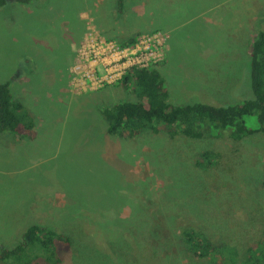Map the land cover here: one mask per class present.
Segmentation results:
<instances>
[{"label": "rangeland", "instance_id": "obj_1", "mask_svg": "<svg viewBox=\"0 0 264 264\" xmlns=\"http://www.w3.org/2000/svg\"><path fill=\"white\" fill-rule=\"evenodd\" d=\"M45 1L54 4L50 13L15 4L0 8V83H11L36 122L33 140L0 133V247L16 245L29 226L39 224L71 238L61 264H210L186 250L185 228L230 242L242 255L263 240L264 134L241 141L150 132L131 139L108 135L101 109L135 96L114 85L82 95L70 87L76 56L69 36L80 37L76 19L94 11L98 0ZM139 1L141 15L127 17L140 30L165 31V25L178 24V40L196 42L201 35L210 41L206 20L216 30L222 16L223 28H230L218 45L212 32L209 53L188 46L189 53H183L173 43L164 68L178 71L164 73L170 103L226 106L253 96L251 53L258 30H264V0ZM90 18L83 37L93 27ZM67 20L73 34L63 26ZM203 61L209 66L194 76L191 65ZM255 124L248 119L249 126ZM206 151L216 152L218 161L196 166Z\"/></svg>", "mask_w": 264, "mask_h": 264}, {"label": "trees", "instance_id": "obj_2", "mask_svg": "<svg viewBox=\"0 0 264 264\" xmlns=\"http://www.w3.org/2000/svg\"><path fill=\"white\" fill-rule=\"evenodd\" d=\"M124 3L125 0H118L120 11ZM9 4L43 8L42 11L47 8L48 13L54 5L45 0H0V8ZM37 12L33 10L34 15ZM41 21L49 25L45 19ZM73 33L70 23L68 34ZM140 36L136 35L120 44H133ZM69 39L78 45L80 37L74 35ZM160 65L132 68L114 85L132 93L135 100L114 103L101 109L108 135L131 139L143 132H150L154 135L166 134L171 138L184 136L198 140L212 136L241 141L247 136L264 134V30H258L252 45L250 77L253 96L237 104L215 106L198 100L185 105L170 103L167 81L159 69ZM24 74L33 75L25 71ZM250 118L255 119L254 126L248 125ZM35 129L32 113L14 96L11 83H0V133L7 132L33 140L36 137ZM218 159L216 152L206 151L197 159L196 166L207 168ZM262 183L264 186V178ZM181 239L193 257L210 264H264V239L248 247L244 255L232 243L215 242L192 227L182 231ZM71 245L69 236L39 224L31 225L22 234L19 243L0 247V264H61L63 250Z\"/></svg>", "mask_w": 264, "mask_h": 264}, {"label": "built area", "instance_id": "obj_3", "mask_svg": "<svg viewBox=\"0 0 264 264\" xmlns=\"http://www.w3.org/2000/svg\"><path fill=\"white\" fill-rule=\"evenodd\" d=\"M164 33H145L133 44L122 45L88 26L71 67V91L97 92L118 83L132 68H150L165 59Z\"/></svg>", "mask_w": 264, "mask_h": 264}, {"label": "crops", "instance_id": "obj_4", "mask_svg": "<svg viewBox=\"0 0 264 264\" xmlns=\"http://www.w3.org/2000/svg\"><path fill=\"white\" fill-rule=\"evenodd\" d=\"M139 2H140L139 0H125V3L122 7V10L120 11L119 6H118V0H98V2H96L95 5H93L94 11H88V13L82 12L80 15H78V21L81 24V33H80L81 36H80V40H79L78 45L74 44V45H76L75 49H74L75 56L77 54V49L82 42L83 33L85 32L86 27L84 28V22L86 20V17L90 16V15H91L90 20H92V21H90V22H92L91 24L100 33H102L107 38L118 40L120 42L126 41L129 38H132L136 35H141L144 33H154V32L164 33L167 37L166 52H165L166 57H165V61L160 65L159 69L162 72V74L164 75L166 81H167V78H166L164 73H167L169 76H172L173 73L178 72L177 70L164 72L165 65L167 64L168 54L170 52L175 51V49L173 50V47H174L173 43H176L178 45V47L181 48V50L183 49V53H189L187 46L190 47L191 52L193 50H195V48L197 47L196 50L204 49V50H206L207 53H209L208 52L209 48H211L210 52L213 51L212 32L215 34L214 35L215 36V43H217V45L220 44V42L224 41V37H226L228 34H230V28L228 27L229 26L228 23H227L228 28L227 29L223 28V26H226V25H224L222 22L223 21L222 16L216 21V23H214L216 26V30L215 29L213 30V27H214L213 21L206 20L205 26H210V27L212 26L211 27V33H210V41H207L206 38H204L201 35L200 29H201L202 24H200L198 26L197 32H198V35H201V37H200V40L199 41L197 40L196 42H192V40H190L189 37H187L184 40V42L179 41L178 37L175 36V32L179 29L178 24L165 25L166 27H169V30L165 29V31L162 30L164 28H159L160 26L149 27L147 29L140 30L139 27L135 26L134 20H133V22H130V19H128V17H127V14H131V13H133L135 15L134 18H136V16L141 15V13L143 12V8H142L143 5L139 4ZM106 4H107V6H106ZM180 4H176L178 9L182 8V6H181L182 4L181 5ZM17 6L25 7V5H17ZM101 6L104 8L103 12H101V8H100ZM28 8L32 9L31 7H28ZM24 10H26V9H24ZM30 11L28 13L31 15H34L33 11L32 10H30ZM200 15L204 17V12H202ZM34 17L36 18V15H34ZM11 19L14 23V26L15 25L18 26V19L15 20L13 17ZM151 21H152V19H151ZM64 25H66V27H64V28L67 30V33H68L69 27H70V22L69 21H66V22L63 21V26ZM198 54L199 53H197V54L195 53V57ZM206 66H209V65H206L205 61H203V63H199V65L195 64V63L193 65H191V69L193 70L192 72H194V76L201 74L202 73L201 70L203 68H205ZM171 67L175 68L176 66H174L172 63ZM188 69H190V68H188ZM206 75H204L205 77L203 76V78H206ZM197 80H198V78L195 77V79L193 81L197 82ZM70 81H71V79H70ZM167 84H168V82H167ZM171 93L172 92H170L169 94H171ZM190 95H191V93L189 94V96ZM194 95H196V94L194 93ZM196 96H198V95H196Z\"/></svg>", "mask_w": 264, "mask_h": 264}]
</instances>
